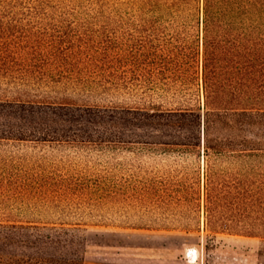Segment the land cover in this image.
<instances>
[{
  "label": "trees",
  "instance_id": "obj_1",
  "mask_svg": "<svg viewBox=\"0 0 264 264\" xmlns=\"http://www.w3.org/2000/svg\"><path fill=\"white\" fill-rule=\"evenodd\" d=\"M91 228L264 241V0H0V264Z\"/></svg>",
  "mask_w": 264,
  "mask_h": 264
},
{
  "label": "rangeland",
  "instance_id": "obj_2",
  "mask_svg": "<svg viewBox=\"0 0 264 264\" xmlns=\"http://www.w3.org/2000/svg\"><path fill=\"white\" fill-rule=\"evenodd\" d=\"M263 245L259 237L239 234L209 238L204 232L198 236L91 228L84 264H264L259 254Z\"/></svg>",
  "mask_w": 264,
  "mask_h": 264
},
{
  "label": "crops",
  "instance_id": "obj_3",
  "mask_svg": "<svg viewBox=\"0 0 264 264\" xmlns=\"http://www.w3.org/2000/svg\"><path fill=\"white\" fill-rule=\"evenodd\" d=\"M85 257H86V255H85ZM85 262V261H84Z\"/></svg>",
  "mask_w": 264,
  "mask_h": 264
}]
</instances>
